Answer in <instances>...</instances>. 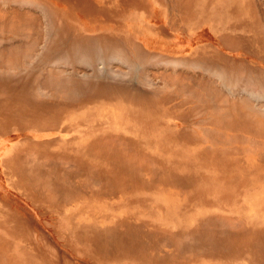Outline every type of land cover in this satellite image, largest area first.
Listing matches in <instances>:
<instances>
[{
	"label": "bare ground",
	"instance_id": "6f19581e",
	"mask_svg": "<svg viewBox=\"0 0 264 264\" xmlns=\"http://www.w3.org/2000/svg\"><path fill=\"white\" fill-rule=\"evenodd\" d=\"M8 1L0 0V4ZM44 1L12 0V7L0 5V135L34 131V135L24 134L17 139L8 159H2L9 153L7 148L0 152L1 169H6L10 177L9 187L31 198L35 209L42 207V215L56 214L58 219L53 220L54 224L44 223L48 231L74 251H77L74 245L79 243L99 264L119 261L129 264L130 259L131 264H181L180 259L182 264H264V228L258 230V225L216 216L198 218L192 226L193 217L188 216L192 210L182 214L164 211L153 217L132 213L112 215L95 213L96 205H93L95 200L103 204L109 199L137 196L151 190L161 192L174 183L182 191L181 198L188 200L183 202L185 206L190 204V199L197 202L194 206H199L206 202L203 197L207 192L189 189L198 185L215 189L219 184L208 177L215 170L204 171L200 168L204 162L196 161L197 158L213 159L214 155L222 157L234 152L227 150V145L244 143L247 137L244 135L264 140L261 15L252 9L248 17L251 21L244 18V0H234L235 5H228V0H153L159 8L162 3L167 11L164 16L168 15L169 30L185 39L184 44L195 46L177 55L147 49L138 36L126 30L134 17L121 15L119 8L110 2L104 3L111 21L108 24L106 19H100L98 11L83 5L79 6L81 15H77L73 12V0H49L52 5ZM113 9L118 11L108 12ZM244 52L253 62L236 61L229 55L237 53L243 57ZM183 64L186 65L182 68L186 69L175 70ZM161 65L174 68L150 70ZM111 111L127 112L129 118L114 123L108 119ZM92 113L100 116L96 118ZM157 115L170 116L174 122L178 119L175 125L170 122L174 128L166 134L171 136L168 140L172 144L182 140L190 144L205 141L212 144L205 143L207 147L200 152L205 155H196L195 161L177 162L186 156L187 149L182 145L158 153L160 159L174 158L177 169L185 174L182 177L174 174L168 162L170 167L165 161H162L164 168L157 167L154 161L157 157L144 154L152 151L154 142H139L110 133L101 138L106 131L78 133L76 130L122 126L132 131L147 129L154 123L146 122L142 116ZM195 117H199L196 123L192 121ZM159 120L168 125L166 120ZM43 123L60 136L37 140L44 133ZM178 123L185 128L175 131ZM24 142L33 148L18 150L16 146ZM55 146L71 147V150H55ZM235 151L242 154L244 148ZM236 161H224L223 165ZM150 165L151 169L144 168ZM234 165L243 168L240 162ZM144 170L150 178L144 176ZM193 191L195 195L190 194ZM176 200L173 203V198L161 199L167 208L181 206L182 200ZM71 208L79 212L68 210ZM65 210L71 215L65 217ZM4 213V221L12 223L9 228L14 245L19 243L22 254L34 253V245L33 249L24 248L31 243L25 222L14 212ZM229 214H233L231 209ZM161 223L171 224L172 229L162 227ZM58 225H62L61 229ZM0 245L9 247L12 243L7 240ZM22 261L17 257V264Z\"/></svg>",
	"mask_w": 264,
	"mask_h": 264
},
{
	"label": "rangeland",
	"instance_id": "374dc122",
	"mask_svg": "<svg viewBox=\"0 0 264 264\" xmlns=\"http://www.w3.org/2000/svg\"><path fill=\"white\" fill-rule=\"evenodd\" d=\"M233 1L234 0H228V5H235ZM44 2L48 3L49 0H45ZM72 2L73 4H75L74 5L75 9L73 10V12H75L77 15H80L78 13L79 6L83 5V7L84 6L86 7V9H89L92 11H98L99 13L98 16L100 17V19H106L109 22L108 24H111V21H110V17H108L107 13L104 10V3H106L107 5V3L110 2L111 5H114L115 7L119 8L120 13H122V11L124 10L128 11L129 7L134 5L133 0H97V1L96 0H82V1L73 0ZM136 4L139 5L138 8L144 9L143 0L141 1L138 0ZM0 5L2 8H7V7L9 8V6L10 7L13 6L12 0L8 1V3H5V4L1 3ZM223 6L224 5H222V7ZM22 7L24 9L27 8V6L25 8L24 5ZM252 9L256 10L259 13V15H261L259 17L260 22L264 26V12H263L264 11V0H244V18H246L247 20H248V17H250ZM37 10L39 11L40 9H37ZM115 11H118V10L113 9V10H109L108 12H112L114 14ZM35 12L37 13V11ZM39 14L42 15L41 13ZM138 16L142 17L143 15L138 14L137 17ZM248 21H251V20H248ZM206 42H213V41L206 39ZM229 55L233 60L237 59L236 61L241 59L243 62H253V59L249 57L248 54L246 55L245 52H244L243 57H241L237 53H233ZM185 65L186 64L176 66L177 68H175V70L186 69V68H182V66H185ZM173 68L174 67L172 66L161 65L157 67H152L150 68V70L153 71L156 69H162L166 71H171L173 70ZM140 114H144V113L140 112ZM145 114H150V112L145 113ZM120 115H124L125 117H121ZM128 115L129 114L127 112L111 111L108 119L114 123H119L120 122L119 120L121 119L128 120L129 118L127 117ZM162 116H167V115H162ZM162 116L161 115L160 116L157 115L154 117L142 116V118L146 120V122L154 123L153 125H150L149 127H147V129L141 128V129H135L134 131H132V130H127L123 126L116 127V128L108 127L115 131H108V132L106 131L104 134H102L101 138H105L106 134L110 133L112 136L113 135L123 136L126 138L134 139L139 142H142V141L143 142H149V141L154 142V144L156 145H153L154 147L152 148V151H144V154L150 157H157V159H154V161H156L155 165L157 167H163V168H164V164L162 162V159L159 158L158 153L164 151L166 148L173 149L174 147H177V146L179 147V145H182L183 146L182 148L187 149L186 156L184 158L186 160L185 162H188L190 161V159H194L195 161L196 155L204 156L205 154L200 153V152L203 149H205V147H207V144L212 146V144H210V142H207V141L201 142V144H197V143L190 144L182 140V142L180 143L179 141H174V143L172 144V142L168 140L171 138V136L169 137L166 135L172 129L167 128L166 130H163V131H159L156 129H160L163 126H170V122H173L175 125V122H179V121L178 119H175V122H174L170 116H168V118H162ZM159 119L166 120L165 122H167L168 125H164V123H159L160 122ZM73 120H75V118H73ZM198 120H199V117L197 118L195 117L193 118L192 121L196 123V121ZM173 123H171V125H173ZM46 124L47 123H43L41 125V129L43 130V132L46 135L53 133L54 131L51 132L53 128L51 127L46 128ZM72 124H74V122H72ZM178 124L179 126H181L180 123ZM178 127L175 128L174 130L175 131L181 130V129H178ZM44 133H42L41 136L44 135ZM24 134L34 135V131L32 130H27V132L26 131H23V132L22 131H16V132L11 131L9 133L6 132L5 134L0 135V152H2L5 148H7L9 151V153L4 158H2L3 161L8 159L9 156L14 152V147H12V145L17 141V139L21 138ZM230 134L231 133H226V135L228 136ZM10 135H15V136L9 137ZM183 135H184V138H186L187 132H184ZM244 136H247L244 138L245 140L244 143L237 141L238 143L236 142L232 144L234 148L236 147L235 149L232 146L227 145L228 147L227 150L231 151L233 149L234 152L228 151L229 153H226L222 157H217L214 155L213 159L197 158L196 161L200 163L204 162V163H201L200 165L201 169H203L204 171H207L209 169L215 170V173L208 177L214 178V181H216V183L219 184V187L215 189H209L208 185L206 186L198 185L197 187L192 186L189 190L197 189L199 193H200V189H205L207 194H205L203 198L206 199V202H204V204H201L199 206L198 204L194 206V204L197 202L194 199H190L189 200L190 204H188V206H185L183 202H187L188 200H182L180 202L181 206H178V205L176 206L180 208L185 207L186 209L191 208L189 206L191 204L194 206L192 213L188 215V216L193 217L192 220H190V222L193 224L192 226H195L197 224L198 218L203 219V218L219 216L222 218H229V219L244 221L246 222L245 223L246 225H258L260 226V227H257L258 230L264 228V221H257V220H264L262 218V212L264 211V140L263 138L260 139L257 136L256 137H252L249 135H244ZM51 137L52 136H50V138ZM50 138H45L42 140L40 138L37 140L43 141V140L50 139ZM256 138H258L257 141H256ZM166 141L168 144L166 143ZM157 144L160 147H163V146L164 147L160 148L158 147ZM257 144L259 145V147L257 146ZM188 146H191V148H189ZM240 147L244 148V153L237 154L235 150H237V148H240ZM16 148L18 150L24 149V148L32 149L33 146L30 143L24 142L22 144H18ZM48 149L50 150L52 149V147H49ZM258 149H260L261 151H259ZM43 150H46V148ZM153 152H155L156 155H154ZM260 153L261 155H259ZM229 160L230 161L237 160L236 162H240V166L242 165L243 168L242 169L236 168L234 165L236 162L231 163L230 165L228 164L226 166L223 165L224 161L227 162ZM165 162L167 164L168 161H166L165 159ZM2 166L3 165L0 164V243L2 242L4 243V241L7 242L8 240L12 243V245L9 247L5 245H0V264H17V257L21 259V261L23 260L22 264H99L98 263L99 260H97L93 256H90L85 250H83L82 246L79 243H77L78 245L76 244L74 245V247L77 249V251H74L72 247L65 246L64 244H62V242L59 241L57 235L50 233L48 231V228L44 226V223H49V225L54 224L53 220L50 221L49 215H42L38 211L37 213H34L33 210H35V207L31 204L32 201L29 200L31 198H28L26 195L22 196L21 194H18L19 192H16L9 187L10 183L8 182V179H10V177L6 169L4 171L1 169ZM8 166L10 167V165H6V168H8ZM151 167L152 165L144 167V168L148 170V169H151ZM171 169H173L175 171L174 174L178 176L182 177L183 175H185L179 169L178 171H176L173 167H171ZM144 176H149L150 178L149 173L147 174L145 172ZM4 178H5V181H4ZM4 185L6 186L4 187ZM169 190L175 193L176 196H178L173 199H179L182 196L181 189L176 187L174 183H170L166 189L161 190V191H169ZM195 192L196 191L190 192V194L192 193L195 195ZM200 202H202V200ZM208 208L210 210H208ZM230 209L233 213L232 215L229 214ZM234 210H236L237 213L233 212ZM5 211H8L11 214H13L14 212L13 215L19 216L22 222L23 223L25 222L24 226L25 228H27L26 231H28V233L27 232L26 233L28 234V238L31 237L30 239H28V241L30 240L32 244L29 242L28 243L29 245L25 246L24 248L28 250L30 249V247L31 249H33L34 246L36 247V248L34 247L35 249V251L33 250L34 253H30L31 255L20 253V251L18 250L19 243L14 245L15 240L13 239V235L10 232L11 229L9 228V227H12L11 226L12 223H9L10 220H7L8 223L5 222L3 218V215H5L4 213ZM180 213L182 214V212ZM137 214L134 213L132 215L135 216ZM8 216L10 217L9 214ZM38 222L43 223V229L39 228ZM161 224H162V227L164 228L172 229L171 224H165V223H161ZM4 234H6L7 236L6 235L4 236ZM53 239H56L57 241L55 242ZM56 243L57 244L59 243V244L57 245ZM32 254H33V257H32ZM20 256H22V258H20ZM25 260L26 261L28 260V261L25 262ZM182 261H183L182 259L179 260L181 264H182ZM233 264H239V263L235 262ZM240 264H243V263H240Z\"/></svg>",
	"mask_w": 264,
	"mask_h": 264
},
{
	"label": "crops",
	"instance_id": "0c3cea01",
	"mask_svg": "<svg viewBox=\"0 0 264 264\" xmlns=\"http://www.w3.org/2000/svg\"><path fill=\"white\" fill-rule=\"evenodd\" d=\"M137 1L138 0H133L134 5L130 6L128 11H125V10L122 11L121 15L128 14L129 16L134 17V19L131 20L130 23L129 22L127 23V29H126V27H124V28L131 35H133L134 37L138 36L137 38H139L140 40H142L144 42V45H145V47L147 49L152 50V51H156V52H160L162 54H177V55H179V54H182V52L186 53V52L190 51L191 48L189 46L195 47L192 44L189 45V46H188V44H184L185 43L184 42L185 39L183 40V39H181V37L178 38V34H176V32L174 30H171V31L169 30L170 28H168V24H167L168 23V15H166L167 17L164 16V14H166L167 11L164 10V7H163L162 3H161L162 6L160 4V8H159V6L156 4L155 1H153V0L152 1L143 0L144 1V9H140V8H138L139 5L135 4V3H137ZM139 1H141V0H139ZM152 9H154V10H152ZM145 11H146V13H145ZM138 13L140 15H143V16L142 17H140V16L137 17ZM138 20H139V22H138ZM163 20L167 21V22H164ZM134 22H136V23H134ZM143 24H145V25H143ZM151 28H152V30H155V32H152ZM159 28H161V29H159ZM158 30H159V34H157ZM156 36H158L159 38L156 37ZM192 36L193 37L195 36L194 33H192L191 37ZM179 39L181 40V42H180ZM177 42L179 43V45H178ZM104 115H108V114H104ZM91 116H94V117L96 116V118H97L98 116H100V114L98 113V115L97 114L94 115V113H92ZM167 128L168 129H172L174 127L163 126L162 128L156 129V130L163 131V130H166ZM182 128H185V127H183V126H179L178 127V129H182ZM76 130L80 131L78 133H82V132H85V131L86 132H90V133L98 132V131L99 132L115 131V130H113L111 128H108V127H106V128L105 127H99L98 129H91V128L79 129L78 128ZM52 134H55V133H50L48 135H46L44 133V135H42V136L39 135V136H41L40 137L41 140L45 139V138H50V136H52V137L60 136V134H57V133L55 135H52ZM70 134H72L71 136L76 135V133H74V134L70 133ZM55 147H56V149L53 147L55 150H60V151L69 152L71 150V147L70 148H62L61 146H55ZM153 154L156 155L155 152H153ZM173 159H171V161H168V160H166V161H168V163L171 164L172 167L177 169V165L175 163H173V161H174ZM162 161H165V159H162ZM184 161H186V160H185V158L182 157L177 162H184ZM178 169H177V171H178ZM4 181H5V178H4ZM5 186L6 185H4V187ZM176 197H178V196H176V194L173 193L170 190L169 191H161V192L159 190H151L150 192H146V193H143V194H138L137 196H132V197L131 196H124V197H122V199H113V200L109 199L108 201H106L103 204L102 203H98L99 201H96L94 199L95 201L93 202V205H96V208H95V211H94L95 213H111L112 215L121 214V213H132V214H134V213L137 214L138 213L139 215H142V216L143 215L147 216L149 214L150 216L153 217V215L155 216V215L161 214L164 211H168L169 213H173V214H178L179 212H190L191 210H193L191 208H187L186 209L185 207L180 208V207H175V206L167 208L165 206L164 202L161 201V199H163V198L168 199V198H176ZM124 198H126V199H124ZM180 199L183 200L181 197L179 198V200ZM126 201H128V203L126 205H123V204L126 203ZM177 202L178 201L176 199H174L173 203H177ZM75 208H71V209H68V210H71V212H74V213H78L79 210L75 209ZM68 210H65V217L71 215V213H68ZM185 210H187V211H185ZM208 210H210V209L208 208ZM37 211L39 213L40 212L41 213L44 212V210H42L41 208H39L38 210L37 209L33 210L34 213H37ZM88 212L89 211L87 210L86 213H88ZM49 214L48 215L50 216V218H49L50 221H52L54 219H56V220L58 219V216L56 214L54 215L53 212H50ZM38 225H39L40 229H43V223L38 222ZM61 227H62V225H58L59 229H61ZM53 240L55 242L57 241L56 239H53ZM128 262H129V264H131L132 260L130 259V261H128ZM207 263L203 262V263H197V264H207ZM117 264H123V263H121L119 261ZM156 264H158V263H156ZM188 264H194V263H188ZM208 264H216V263L209 262Z\"/></svg>",
	"mask_w": 264,
	"mask_h": 264
}]
</instances>
